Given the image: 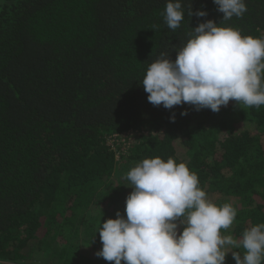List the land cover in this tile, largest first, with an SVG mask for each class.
Returning a JSON list of instances; mask_svg holds the SVG:
<instances>
[{
	"label": "trees",
	"instance_id": "obj_1",
	"mask_svg": "<svg viewBox=\"0 0 264 264\" xmlns=\"http://www.w3.org/2000/svg\"><path fill=\"white\" fill-rule=\"evenodd\" d=\"M165 3L0 0V261L114 264L95 255L97 230L124 215L125 176L145 158L185 162L213 203H231L237 216L222 235L239 240L264 223V105L167 110L140 84L160 53L175 60L198 23L264 38V0H245L242 18L228 21L212 0H182L175 31ZM225 264H235L231 253Z\"/></svg>",
	"mask_w": 264,
	"mask_h": 264
},
{
	"label": "clouds",
	"instance_id": "obj_2",
	"mask_svg": "<svg viewBox=\"0 0 264 264\" xmlns=\"http://www.w3.org/2000/svg\"><path fill=\"white\" fill-rule=\"evenodd\" d=\"M212 2L223 14L222 21L242 18L247 11L245 0ZM187 14L207 16L201 10L193 13L191 7ZM162 15L170 30L180 28L185 18L182 0H166ZM140 84L150 104L167 110L188 104L195 111L216 113L230 100L259 108L264 105V38L212 20L198 23L176 50L175 60L160 53ZM174 121L173 113L170 122ZM125 179L132 191L125 199L124 215L117 211L115 219L100 223L102 247L97 257L114 264H225L231 253L235 264L264 261V223L246 228L239 240L222 235L221 229L233 224L236 208L213 203L185 162L145 158ZM226 246L245 251H227Z\"/></svg>",
	"mask_w": 264,
	"mask_h": 264
},
{
	"label": "built area",
	"instance_id": "obj_3",
	"mask_svg": "<svg viewBox=\"0 0 264 264\" xmlns=\"http://www.w3.org/2000/svg\"><path fill=\"white\" fill-rule=\"evenodd\" d=\"M131 134H133V132H130L129 134H127V135H131ZM126 135H123L122 137H125ZM115 139H117V138H115Z\"/></svg>",
	"mask_w": 264,
	"mask_h": 264
},
{
	"label": "rangeland",
	"instance_id": "obj_4",
	"mask_svg": "<svg viewBox=\"0 0 264 264\" xmlns=\"http://www.w3.org/2000/svg\"><path fill=\"white\" fill-rule=\"evenodd\" d=\"M134 134H131L129 137L133 136ZM111 144V142H109ZM117 158H118V154H117Z\"/></svg>",
	"mask_w": 264,
	"mask_h": 264
}]
</instances>
